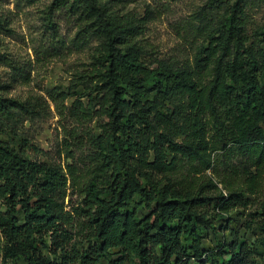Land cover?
Returning a JSON list of instances; mask_svg holds the SVG:
<instances>
[{
    "label": "trees",
    "instance_id": "1",
    "mask_svg": "<svg viewBox=\"0 0 264 264\" xmlns=\"http://www.w3.org/2000/svg\"><path fill=\"white\" fill-rule=\"evenodd\" d=\"M113 1L51 3L53 10L76 16L80 34L100 41L88 102L74 103L80 119L99 118L85 169L30 155L39 148L11 121L35 114L38 103L7 96L3 90L10 84L0 82L4 262L257 264L255 255L264 253V200L250 218L237 210L261 190L264 172V24L261 42L254 44L246 0H235L194 64L163 61L148 68L142 59L146 16L120 13ZM5 23L0 17V28ZM0 64H10L5 53ZM68 96L65 90L52 93L61 113ZM235 154L255 172L225 174L221 181L209 176L228 167ZM74 192L81 201L68 208ZM238 222L260 235L259 250L243 239ZM219 232L222 240L206 248Z\"/></svg>",
    "mask_w": 264,
    "mask_h": 264
},
{
    "label": "rangeland",
    "instance_id": "2",
    "mask_svg": "<svg viewBox=\"0 0 264 264\" xmlns=\"http://www.w3.org/2000/svg\"><path fill=\"white\" fill-rule=\"evenodd\" d=\"M235 0H114V10L120 13L134 12L146 16L147 23L142 36V59L148 68L161 62L176 66L194 64L199 48L206 43L208 34L217 27L226 14V8ZM52 0H0V17L6 22L0 28V52L5 53L10 64H0V82L10 84L3 92L14 98L37 104L31 113L12 120V129L27 139L39 151L33 158L53 161L63 165L76 164L80 170L90 165L92 152L90 134L97 131L98 116L80 119L74 112L79 98L88 102L92 77L89 76L100 55V41L91 34H80L76 16L51 8ZM247 33L254 44L261 42L260 27L264 24V0H246L244 3ZM54 25V28H53ZM56 30V31H55ZM65 90L69 96L67 108L61 113L53 101L55 90ZM98 108V107H97ZM8 139V131L2 135ZM228 167L218 174L209 171L215 181L229 173L240 174L256 167L245 164V157L231 156ZM223 188V183L219 182ZM247 196V194H245ZM250 203L237 210V214L250 218L259 210L264 200V172L261 190L248 195ZM81 198L72 193L67 198L68 208L77 205ZM140 215L145 213L142 208ZM239 222L237 226L239 227ZM240 235L254 248L260 235L239 227ZM210 235L206 248L222 240ZM231 238L227 235V242ZM1 249V248H0ZM114 258L119 249L112 250ZM257 264H264V253L255 255ZM0 264H25L24 261L4 262L0 251ZM99 264H110L103 258Z\"/></svg>",
    "mask_w": 264,
    "mask_h": 264
}]
</instances>
